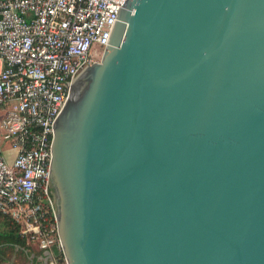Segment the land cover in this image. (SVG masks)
<instances>
[{"label": "water", "instance_id": "water-1", "mask_svg": "<svg viewBox=\"0 0 264 264\" xmlns=\"http://www.w3.org/2000/svg\"><path fill=\"white\" fill-rule=\"evenodd\" d=\"M50 171L59 261L264 264V0L121 3Z\"/></svg>", "mask_w": 264, "mask_h": 264}, {"label": "built area", "instance_id": "built-area-1", "mask_svg": "<svg viewBox=\"0 0 264 264\" xmlns=\"http://www.w3.org/2000/svg\"><path fill=\"white\" fill-rule=\"evenodd\" d=\"M125 0H0V212L67 264L49 192L54 122ZM7 146V147H6Z\"/></svg>", "mask_w": 264, "mask_h": 264}, {"label": "trees", "instance_id": "trees-1", "mask_svg": "<svg viewBox=\"0 0 264 264\" xmlns=\"http://www.w3.org/2000/svg\"><path fill=\"white\" fill-rule=\"evenodd\" d=\"M0 230V261L11 260L8 256V250L13 252H22L30 256L33 254L32 261L37 264H45L41 256L44 255V249L39 247L36 250L26 236L20 232V224L14 220L12 223H7L6 227Z\"/></svg>", "mask_w": 264, "mask_h": 264}, {"label": "rangeland", "instance_id": "rangeland-1", "mask_svg": "<svg viewBox=\"0 0 264 264\" xmlns=\"http://www.w3.org/2000/svg\"><path fill=\"white\" fill-rule=\"evenodd\" d=\"M14 220L15 218L12 215L0 212V230H2L1 228L6 227L7 223H12ZM35 241H31V244L36 250H38V241ZM8 256L11 260H2L0 261V264H37V262L32 261L33 254L27 256V254L22 252L17 253L16 251L13 252V250H8Z\"/></svg>", "mask_w": 264, "mask_h": 264}, {"label": "flooded vegetation", "instance_id": "flooded-vegetation-1", "mask_svg": "<svg viewBox=\"0 0 264 264\" xmlns=\"http://www.w3.org/2000/svg\"><path fill=\"white\" fill-rule=\"evenodd\" d=\"M45 257H46V256H44V258H43V262H44Z\"/></svg>", "mask_w": 264, "mask_h": 264}]
</instances>
